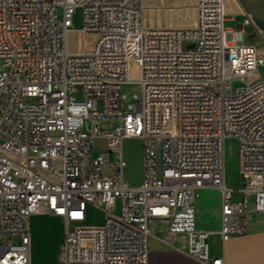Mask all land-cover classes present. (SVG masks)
<instances>
[{"label":"built area","instance_id":"obj_1","mask_svg":"<svg viewBox=\"0 0 264 264\" xmlns=\"http://www.w3.org/2000/svg\"><path fill=\"white\" fill-rule=\"evenodd\" d=\"M146 9L145 0H0V264H31L36 214L63 219L62 264H148L157 221L185 237L190 257L222 264L211 231L197 227L199 192L218 193L222 241L264 213V78L243 79L264 64L244 39L250 18L227 28L224 0H195L185 25H158ZM72 29L89 48L68 47ZM128 84L138 91L123 111ZM104 118L120 124L99 136ZM129 138L142 143L137 185L125 179ZM226 138L238 144L239 188L225 182ZM89 207L101 224L85 223Z\"/></svg>","mask_w":264,"mask_h":264},{"label":"crops","instance_id":"obj_2","mask_svg":"<svg viewBox=\"0 0 264 264\" xmlns=\"http://www.w3.org/2000/svg\"><path fill=\"white\" fill-rule=\"evenodd\" d=\"M224 4L228 15L225 21L227 28H237L241 26L245 17L250 18L251 23L243 26L244 39L247 43L253 44L257 56L264 59V0H224ZM147 10L151 19L158 24L159 14L157 18L152 15L154 10L158 13L157 6L149 3ZM163 11L162 14H164ZM189 21L187 19L176 25H185ZM258 68L264 70V64ZM125 179L129 184L137 185L141 181V176L130 179L125 177ZM207 193L214 195L212 213L215 217V225L210 228L204 226L201 218L206 208L205 194ZM195 207L197 227L211 231L208 239L211 256L221 257L222 264H264V213L252 216L246 233L222 241L217 232L220 226V202L217 191L201 190L196 198ZM64 232L65 224L59 216L49 213L31 216V264H62L59 260V250ZM148 250V264H202L186 253L185 237L167 233L165 223L160 221L153 225V232L148 240Z\"/></svg>","mask_w":264,"mask_h":264},{"label":"rangeland","instance_id":"obj_3","mask_svg":"<svg viewBox=\"0 0 264 264\" xmlns=\"http://www.w3.org/2000/svg\"><path fill=\"white\" fill-rule=\"evenodd\" d=\"M195 0H146V6L152 3L157 6V12H153V17L158 16V25H168L169 19L172 17L178 18L179 22H185L191 18V7ZM186 5V6H185ZM164 10V11H163ZM170 10L171 13H170ZM180 10V12H178ZM162 11L164 14H162ZM162 14V16H161ZM146 15L150 20L151 15L146 9ZM176 22V20H174ZM176 24V23H175ZM80 27V14L78 13L73 19V28ZM80 35V36H79ZM78 36L82 38L86 43L82 48H89L91 37L78 32ZM77 35L72 31V43L70 48L74 47V42ZM69 40V39H68ZM70 44V43H69ZM197 43L194 40H183L181 47L183 50L195 49ZM128 79L131 81H137L141 77V67L135 60H130L128 65ZM259 78H264V70L258 68L257 71L250 75H246L243 79L245 82H253ZM206 90L217 93L219 92V86L210 84L206 86ZM122 90L127 94V99L123 101L122 110L125 111V104L133 102L132 94L138 91V87L133 84L124 85ZM120 124L117 118H104L97 122L98 135L102 136L105 132L110 131ZM95 148H101L102 144L99 140L94 143ZM124 157L127 161L125 168V177L128 179L139 177L142 173V143L139 139L129 138L122 143ZM224 162H225V182L229 187L239 188L242 184L241 176L238 172V144L234 138H226L224 141ZM157 161L159 163V150L157 154ZM237 193H234V197ZM214 203V195L212 193L205 194V210L202 213V222L205 227L210 228L215 225V217L212 213V206ZM103 212L93 208L88 209L86 224H101L103 222Z\"/></svg>","mask_w":264,"mask_h":264},{"label":"bare ground","instance_id":"obj_4","mask_svg":"<svg viewBox=\"0 0 264 264\" xmlns=\"http://www.w3.org/2000/svg\"><path fill=\"white\" fill-rule=\"evenodd\" d=\"M145 2H146V0H145ZM72 31H74V33L77 35V38H76V40H75V42L74 43H76V42H78V41H83V45L86 43L82 38H80L79 36H78V32L75 30V29H72L70 32H69V34H68V47L70 48V46H71V43H72ZM70 43V44H69ZM82 45V46H83ZM70 49H72V48H70Z\"/></svg>","mask_w":264,"mask_h":264}]
</instances>
